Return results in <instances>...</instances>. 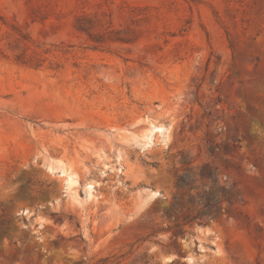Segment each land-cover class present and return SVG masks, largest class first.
<instances>
[{"label":"rangeland","instance_id":"1","mask_svg":"<svg viewBox=\"0 0 264 264\" xmlns=\"http://www.w3.org/2000/svg\"><path fill=\"white\" fill-rule=\"evenodd\" d=\"M0 226V264H264V0H0Z\"/></svg>","mask_w":264,"mask_h":264},{"label":"bare ground","instance_id":"2","mask_svg":"<svg viewBox=\"0 0 264 264\" xmlns=\"http://www.w3.org/2000/svg\"><path fill=\"white\" fill-rule=\"evenodd\" d=\"M73 178H72V176H71V180H72ZM167 261H171V259L170 258H167Z\"/></svg>","mask_w":264,"mask_h":264},{"label":"trees","instance_id":"3","mask_svg":"<svg viewBox=\"0 0 264 264\" xmlns=\"http://www.w3.org/2000/svg\"><path fill=\"white\" fill-rule=\"evenodd\" d=\"M1 233H2V228H1V226H0V235H1Z\"/></svg>","mask_w":264,"mask_h":264}]
</instances>
